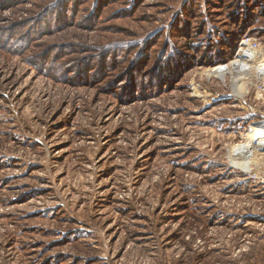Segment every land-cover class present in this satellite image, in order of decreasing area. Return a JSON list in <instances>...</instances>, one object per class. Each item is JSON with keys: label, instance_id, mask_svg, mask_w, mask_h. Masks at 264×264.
<instances>
[{"label": "rangeland", "instance_id": "rangeland-1", "mask_svg": "<svg viewBox=\"0 0 264 264\" xmlns=\"http://www.w3.org/2000/svg\"><path fill=\"white\" fill-rule=\"evenodd\" d=\"M236 1L0 0V264H264L254 73L211 72Z\"/></svg>", "mask_w": 264, "mask_h": 264}, {"label": "built area", "instance_id": "built-area-1", "mask_svg": "<svg viewBox=\"0 0 264 264\" xmlns=\"http://www.w3.org/2000/svg\"><path fill=\"white\" fill-rule=\"evenodd\" d=\"M224 65L229 68L225 72V77L228 73L235 76L254 73L253 79L250 81L252 90L246 88L245 93L239 95L242 97L240 103L251 115L264 117V110L260 109V106L264 107V41L253 35L241 37L233 57L215 68ZM212 73L218 76L216 71H212Z\"/></svg>", "mask_w": 264, "mask_h": 264}, {"label": "trees", "instance_id": "trees-1", "mask_svg": "<svg viewBox=\"0 0 264 264\" xmlns=\"http://www.w3.org/2000/svg\"><path fill=\"white\" fill-rule=\"evenodd\" d=\"M252 4L255 5L256 10L260 9L261 14L264 13V5H262L264 1L261 0H251ZM248 4V3H246ZM241 0H238L234 3V6L236 8L235 13L232 14V20L234 22L233 27L231 30H223L220 29L219 32L213 33L210 32V36L213 35V41L211 42V52L213 55L211 56V61H216V63H219L217 61H220V63H224L229 58H232L235 50L237 48V43L239 39L245 35H254L255 29H252L253 27H249L250 24L255 26L257 16H254L251 21H249V16L252 14H249L247 12V5ZM260 14V16H261ZM234 15V16H233ZM251 25V26H252ZM258 34V31H257ZM215 35H217L215 37ZM259 36V35H256ZM237 39V40H236ZM259 117V115H258Z\"/></svg>", "mask_w": 264, "mask_h": 264}, {"label": "bare ground", "instance_id": "bare-ground-1", "mask_svg": "<svg viewBox=\"0 0 264 264\" xmlns=\"http://www.w3.org/2000/svg\"><path fill=\"white\" fill-rule=\"evenodd\" d=\"M229 69L227 66H219L218 68L212 69V71H216L218 73V76L224 80L225 79V72ZM236 85L237 92L242 95L245 93L246 88L241 86V84L238 85L234 82ZM240 86V87H239ZM239 88V89H238ZM261 125V124H260ZM255 126L251 128V130L246 135V141L236 145L233 147L232 154H233V160L234 163L238 166L242 167L245 171H250V161L254 160L256 155L262 151H264V123L260 126ZM248 159V160H247ZM243 160V161H241Z\"/></svg>", "mask_w": 264, "mask_h": 264}]
</instances>
